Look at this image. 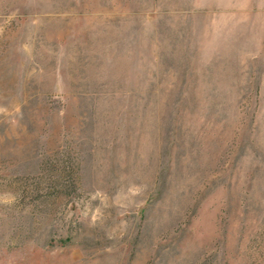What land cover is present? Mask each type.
Instances as JSON below:
<instances>
[{"label": "rangeland", "instance_id": "374dc122", "mask_svg": "<svg viewBox=\"0 0 264 264\" xmlns=\"http://www.w3.org/2000/svg\"><path fill=\"white\" fill-rule=\"evenodd\" d=\"M0 264H264V0H0Z\"/></svg>", "mask_w": 264, "mask_h": 264}]
</instances>
